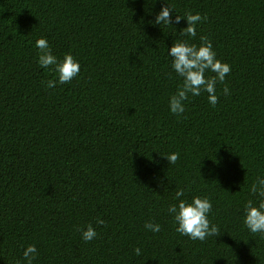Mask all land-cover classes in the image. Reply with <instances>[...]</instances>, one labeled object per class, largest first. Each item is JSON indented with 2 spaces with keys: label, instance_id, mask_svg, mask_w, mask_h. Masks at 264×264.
<instances>
[{
  "label": "trees",
  "instance_id": "1",
  "mask_svg": "<svg viewBox=\"0 0 264 264\" xmlns=\"http://www.w3.org/2000/svg\"><path fill=\"white\" fill-rule=\"evenodd\" d=\"M163 3L0 0V264H26L28 244L33 264H264V235L243 224L264 175V0H165L205 17L188 39L207 36L231 66L216 106L202 93L181 116L168 110L180 78L167 49L186 21L156 25ZM40 37L80 62L77 78L44 87L56 77L37 64ZM179 188L211 199L219 236L175 231L166 209Z\"/></svg>",
  "mask_w": 264,
  "mask_h": 264
},
{
  "label": "clouds",
  "instance_id": "2",
  "mask_svg": "<svg viewBox=\"0 0 264 264\" xmlns=\"http://www.w3.org/2000/svg\"><path fill=\"white\" fill-rule=\"evenodd\" d=\"M181 19L186 21V26L180 29V37L167 49V55L171 58V68L180 78V84L176 91L168 97V110L175 116H181L185 112V103L190 97L207 93V100L213 107L218 101L217 84H224L226 75L231 71V66L218 58L211 40L201 35L198 42H190L188 38L197 35L196 26L205 17L191 11L184 15L174 13L170 5L162 4L155 16L156 25L179 24ZM37 48V64L42 69L50 70L56 79L42 81L45 88H55L57 84L70 83L80 73V62L70 53L65 52L57 56L48 40L40 37L35 40ZM214 74V75H213ZM227 85L223 88V94L229 95ZM168 164L174 165L180 158L178 152H169L162 155ZM248 198L243 204V224L252 234L264 235V175L257 174L254 181L247 188ZM175 203L167 206V214L171 217L175 231L181 236H186L192 241H205L208 237L220 235V229L209 219L213 205L207 195H193L185 198V189L179 188L175 192ZM97 224L105 221L99 216ZM144 228L152 233L161 231V225L154 222H145ZM84 242H90L97 236L95 228L91 224L77 227ZM135 253L140 255V249L135 248ZM38 250L34 244H28L22 251V259L26 264H33ZM19 264V262H17Z\"/></svg>",
  "mask_w": 264,
  "mask_h": 264
}]
</instances>
